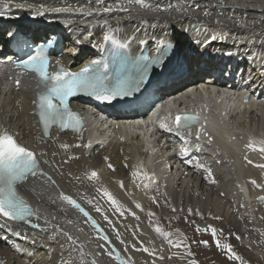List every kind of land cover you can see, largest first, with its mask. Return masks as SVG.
<instances>
[{"label": "bare ground", "instance_id": "obj_1", "mask_svg": "<svg viewBox=\"0 0 264 264\" xmlns=\"http://www.w3.org/2000/svg\"><path fill=\"white\" fill-rule=\"evenodd\" d=\"M62 1L56 0V5H41L4 0L7 5L4 8L44 27L55 24L67 27L76 38L83 35L82 43L87 38L104 39L106 33L137 36L146 33L152 37L164 33L181 43L193 36L200 40L206 37L207 48L235 49L239 55L264 53V0H145L144 4L138 0H66L69 4L66 7ZM61 9L63 11H54ZM107 11L112 16L99 20ZM40 12L43 14L38 15ZM15 22L16 18L7 23L18 26ZM213 36L221 38L213 40ZM82 53L90 55L85 44ZM255 64L260 66V62ZM253 73L255 85L264 82V64ZM2 92L0 87V128H11L25 144L33 146L39 153L43 170V174L30 175L19 185L34 206L31 223H5L0 219V261L3 264H93V261L121 264L116 259L117 254L125 264H193L180 261L177 258L180 256L174 253L164 252L159 242H165L152 228L158 220L156 206L174 208L170 200L167 204L169 198L182 210L175 218L161 219L170 222L176 219L185 224L190 247L196 250V255L198 250L207 247L210 257L205 255L204 258L210 263L206 264H214L222 258L220 254L224 249L218 247L216 241L222 229L235 226L236 210L264 202L261 199L264 198L261 195L264 192V147L256 151L248 147L253 139L251 133L258 138L255 140L264 141V94H260L258 100L252 96L247 102L242 100V95L238 106L224 99H214L212 110L199 109L205 118L199 122L201 127L193 125L191 131L186 130L187 134L178 137V141L189 140L190 135L197 136L203 128L198 137L209 144L208 148L193 146L192 157L185 159L192 160L191 164L185 160L173 161L174 157L169 156L171 150H167L169 155L163 162L157 163L154 170L144 172L140 167L141 158L144 156V165L150 159L138 137L127 134L104 139L82 130L79 133L53 132L43 138L29 115V92L19 91L8 106L3 102ZM233 109H241L243 114L233 117ZM214 114L217 118L208 119ZM163 123L169 125L170 121L166 118ZM212 136L215 140L211 143ZM183 146L184 143L181 148ZM208 149L212 150L211 154ZM197 161L205 167L200 168ZM207 169H211L210 176ZM92 171L98 174L97 178H88ZM104 189L119 201L120 211L104 195ZM61 193L73 197L91 220L64 200ZM220 202L225 208L228 206L227 212L231 210L223 218L216 207ZM137 203L141 207H137ZM205 220L216 223L219 233L213 236L212 229L200 232V227L204 226L201 222ZM197 221L199 230L195 228ZM202 238H212V241L202 245Z\"/></svg>", "mask_w": 264, "mask_h": 264}, {"label": "snow or ice", "instance_id": "obj_2", "mask_svg": "<svg viewBox=\"0 0 264 264\" xmlns=\"http://www.w3.org/2000/svg\"><path fill=\"white\" fill-rule=\"evenodd\" d=\"M138 2L144 4L145 0H138ZM4 6L7 7L6 4ZM37 14L42 15L43 13L40 12ZM4 15L5 13L0 11V17ZM205 15H208V13L205 12ZM105 23L107 22L105 21ZM9 35L12 34L9 33ZM13 39L22 47L29 46L28 38L25 34L17 33L13 36ZM104 39L111 41L113 45V51L110 53L109 58L92 60L82 66L78 71H72L60 65L58 71L50 72V61L43 49L37 50L35 55H28L27 59H21L17 63V67L34 72L37 79L43 85L40 91H38L33 104L35 105V112L42 125V131L45 136L50 134V128L53 125H58L62 130L72 128L80 131L82 129V118L69 107V97L75 96L78 92H86L98 100L111 102L118 97L131 95L132 92L139 89L150 64L160 61L159 56L152 59L142 56L140 61L132 60L126 52L121 51L122 49H127L128 45L126 43H121L119 40L108 35H105ZM212 39L215 40L216 37L213 36ZM48 43H52V41L49 40ZM166 52L167 49H165ZM228 55L231 54L229 53ZM143 61H147V63H143ZM57 64H60V62L57 61ZM17 84H19V80H17ZM199 121L200 117L198 114L188 112L177 114L173 119L175 130L181 136L184 135V130L191 131L192 126L199 123ZM159 126L169 132L174 130L173 127L163 122ZM200 132H203V128L197 132V137ZM37 139L40 138L38 137ZM261 143H264V141H261ZM61 146L68 147V145ZM248 147H253V144H249ZM187 153L188 149L181 150L182 156H186ZM187 162L189 164L193 163L190 159ZM196 163L200 168L205 167L199 161ZM109 167L112 168L113 166L109 164ZM207 171L210 176L211 169H207ZM37 173L43 174L41 161L38 159L37 153L28 146L20 143L17 137L8 129L0 128V219H3L5 223L19 221L31 223L30 217L35 215V212L23 197L20 196L17 185L26 181L29 175L35 176ZM97 176L98 174L92 171L88 178H97ZM121 186H123L122 182ZM103 193L116 206V210L120 211L122 206L119 201L107 189H104ZM61 196L91 220L89 213L73 197L64 193H61ZM153 199L155 198L153 197ZM136 206L141 207L138 203ZM96 210L100 211L99 208ZM91 222L93 225H96L94 220ZM155 230L166 237L171 235L170 233L163 232L159 226ZM212 234L213 236L216 235L215 229H212ZM103 238L105 240L108 239L107 236ZM69 239H71L70 236ZM169 243L171 244L172 241L169 240ZM203 243L206 244L207 241H203ZM216 244L218 247L226 248L231 253L230 258L236 260L241 259L231 250V245H221L219 240L216 241ZM175 246L180 247L181 245L177 243ZM147 250L144 249V251ZM108 255L111 256L112 253L109 252ZM116 259L120 260L121 264H125L119 254H117ZM0 264H3V261H0ZM93 264H95V261H93Z\"/></svg>", "mask_w": 264, "mask_h": 264}, {"label": "rangeland", "instance_id": "obj_3", "mask_svg": "<svg viewBox=\"0 0 264 264\" xmlns=\"http://www.w3.org/2000/svg\"><path fill=\"white\" fill-rule=\"evenodd\" d=\"M250 136L251 138H253L252 140H250V143L253 144L252 148L254 151L258 150L260 147H264V143H261V141L259 140H255L258 138L254 133H251ZM261 195H264V192H262ZM168 201L172 205H175L174 208L172 207L173 209L171 208V206L170 208H165L164 206H156L157 209L155 210V213L158 216V220L156 221L155 225L152 226V228L155 230V228L159 226L161 229H163L162 231L171 234L170 236L166 237L155 230V232H157L161 236L163 241L167 244L166 246L165 243L163 244L159 242V245L161 244V247L167 254L171 253L170 255H173L174 253V256H180L177 257L178 259L180 258V261H190L191 263L195 262V264L210 263V260L204 258L205 255L207 256L208 254V252H206L207 247H205L202 251L201 249L198 250L199 254L197 255L195 253L196 250L194 251V249L190 247V242L187 237L188 228L185 224H183L181 221H177L176 219L174 220V222H170L169 220L166 221L164 218L161 219L162 217H169L168 219L175 218V214L178 211L182 210L180 208V205L178 207L176 206L177 202H174L173 199L169 198L167 200V204ZM162 207L165 210L162 209ZM216 207H218L217 210L219 212V216L222 218L225 217L226 214L231 213V210H229V212H227L226 210L228 206L225 208V206L221 202ZM235 213V220L237 219L235 222V226H232L231 228L228 227L227 229H222V234H219L220 236L217 240L220 241L221 245L230 244L231 250L235 252L241 259L236 260L234 258H230L231 253L226 248L221 247L224 248L221 252L222 254H220V257L222 258H219L218 262H215L214 264H264V202H259L250 208H239ZM198 223L199 221L196 222L195 228L199 227ZM201 223H203L204 226L200 227V232H206L205 229H215L216 234L219 233L216 227V223L212 222L211 220H205ZM220 227L223 226L220 225ZM169 240L172 241L171 244L169 243ZM209 240L212 241V238ZM209 240L207 238H202V240H200V243L202 245H207L203 243V241L208 242ZM194 242H197V240ZM177 243H180L181 246L176 247L175 245ZM165 247L169 248V250Z\"/></svg>", "mask_w": 264, "mask_h": 264}]
</instances>
